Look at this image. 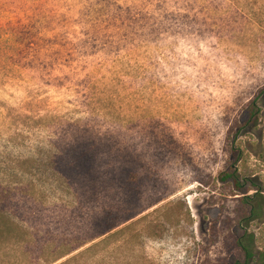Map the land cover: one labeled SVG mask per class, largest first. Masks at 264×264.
Segmentation results:
<instances>
[{"label": "rangeland", "instance_id": "obj_1", "mask_svg": "<svg viewBox=\"0 0 264 264\" xmlns=\"http://www.w3.org/2000/svg\"><path fill=\"white\" fill-rule=\"evenodd\" d=\"M242 235L264 0H0V264H242Z\"/></svg>", "mask_w": 264, "mask_h": 264}, {"label": "trees", "instance_id": "obj_2", "mask_svg": "<svg viewBox=\"0 0 264 264\" xmlns=\"http://www.w3.org/2000/svg\"><path fill=\"white\" fill-rule=\"evenodd\" d=\"M256 101H253L250 104L249 107V118L247 119V121L245 122L244 125H246L247 127L250 125H255L257 119H258V110H257V106H256ZM232 175H230L229 173L226 174V179L231 178ZM225 179V180H226ZM247 240H245V237L238 238L237 239V247L242 251L243 253V263L242 264H249L252 260H254L256 258V261L259 264H264V251L258 253L257 257H255L254 252L252 249H250L248 243H246ZM234 264H240L238 262L234 263Z\"/></svg>", "mask_w": 264, "mask_h": 264}]
</instances>
